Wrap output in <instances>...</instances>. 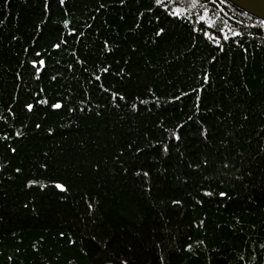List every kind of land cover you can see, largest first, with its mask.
Listing matches in <instances>:
<instances>
[{"label": "trees", "instance_id": "1", "mask_svg": "<svg viewBox=\"0 0 264 264\" xmlns=\"http://www.w3.org/2000/svg\"><path fill=\"white\" fill-rule=\"evenodd\" d=\"M262 22L227 0H0V264H264Z\"/></svg>", "mask_w": 264, "mask_h": 264}, {"label": "snow or ice", "instance_id": "2", "mask_svg": "<svg viewBox=\"0 0 264 264\" xmlns=\"http://www.w3.org/2000/svg\"><path fill=\"white\" fill-rule=\"evenodd\" d=\"M154 2H155V4H157V5H161V6L164 7L165 9H168L169 4L174 3V0H168V3H163V0H154ZM196 2H198V0H196ZM60 3L63 4V3H64V0H60ZM120 3H121V4H124V3H125V0H120ZM191 6H192V7H195V3H193ZM185 11H187V10L185 9ZM203 11H204L205 16H206L207 13H208V11H209V9H208L207 7H205V8L203 9ZM171 15L180 16V15H181V10H180V8H179V7H176L174 10H172V11H171ZM205 16H201L200 19H205ZM63 23H64L65 26H67V25L69 24V21H68V20H64ZM262 23H264V22H262ZM72 31H75V29H72ZM163 31H164V29H162V28L159 29V31L156 33V35H160V33H162ZM221 31H223V29H221ZM205 35H208V33L206 32ZM224 38L227 39V37H224ZM216 42L218 43L219 41L217 40ZM53 47H59V45H58V44H55V45H53ZM105 47H106V48L108 47V46H107V42H105ZM37 55L39 56V53H37ZM31 63L33 64V66H36L37 64H39L40 66H43L45 62H44L43 59H39V60H33V61H31ZM39 70H40L39 68H36V71H37V72H38ZM103 71H104V72H107L108 69H107V68H104ZM121 71H123V69H121ZM96 79L99 80L100 77L97 76ZM204 79H205V80L208 79L207 74H205ZM101 87H103V85H101ZM149 91H151V89H150ZM117 96H119L120 99H124V97H123L122 94H119V93H113V99H115ZM42 102H43V103H47V100H44V101H42ZM141 103H147V101H142ZM51 107H52V108H55V109H58V108L62 107V103H61L60 101H57V102L51 104ZM26 108L29 109V110H32V109H33V105L29 103V104L26 105ZM131 108H132L133 110H135V109L137 108V105H136L135 103H133V104H131ZM0 119H2V117H0ZM177 127H179V125H177ZM50 131H51V130H50ZM204 132L206 133V132H207V129H204ZM21 134H22V133H20V132H17V133H16V135H21ZM172 136H173L176 140H179V139H180L179 134L176 133V132H172ZM4 137H7V133L4 134ZM129 147H131V145H129ZM163 149H164V151L166 152V151H167V145H163ZM13 151H14V150H13ZM136 151H137V152H140L141 149L138 147V148L136 149ZM204 163L207 164L208 162L205 160ZM0 167H2V165H0ZM16 171L19 172L20 169H16ZM125 171H127V170L125 169ZM141 174H142L144 177H148V175H149V173H148L147 171H143V172H141V170L138 169L137 172H136V175L139 176V175H141ZM50 183H52L57 189H59V190H61V191H67V186H66L64 183H61V182L56 181V180L50 181ZM27 184H28V185L39 184L40 187H42V188L45 187V185H44L42 182H40V181H38V180H33V179L28 180V181H27ZM149 187H150V185H149ZM206 195H212V193H211V192H206ZM219 195H220V196H225L226 193L221 192V193H219ZM172 203H177V204H178V203H180V201H172ZM92 207H93V204H92V203H88V208L91 209ZM61 235H63V233H61ZM70 242H71V241H70ZM187 247L191 248V245H188ZM161 259H163V257H161ZM106 264H112V261L109 260V261L106 262ZM118 264H128V261H127L126 259H125V260H120V261L118 262Z\"/></svg>", "mask_w": 264, "mask_h": 264}, {"label": "water", "instance_id": "3", "mask_svg": "<svg viewBox=\"0 0 264 264\" xmlns=\"http://www.w3.org/2000/svg\"><path fill=\"white\" fill-rule=\"evenodd\" d=\"M241 11L264 21V0H227Z\"/></svg>", "mask_w": 264, "mask_h": 264}]
</instances>
